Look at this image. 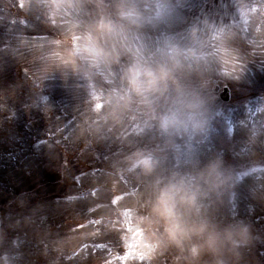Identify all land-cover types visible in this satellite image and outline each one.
Returning a JSON list of instances; mask_svg holds the SVG:
<instances>
[{"label": "rangeland", "instance_id": "rangeland-1", "mask_svg": "<svg viewBox=\"0 0 264 264\" xmlns=\"http://www.w3.org/2000/svg\"><path fill=\"white\" fill-rule=\"evenodd\" d=\"M61 2L0 0V264H186L173 248L144 258L147 240L128 232L129 210H142L151 179L124 170L137 148L153 151L165 172L219 156L231 187L208 210L249 230L229 264H264V0H173L168 20L130 30L148 58L158 59L168 37L203 53L151 106L156 117L178 111L188 124L179 133L161 131L146 105L113 115L110 94L123 86L132 53L111 75L91 77L72 55L115 0ZM215 84L228 87V103L212 93ZM202 117L208 130L193 131Z\"/></svg>", "mask_w": 264, "mask_h": 264}, {"label": "clouds", "instance_id": "clouds-1", "mask_svg": "<svg viewBox=\"0 0 264 264\" xmlns=\"http://www.w3.org/2000/svg\"><path fill=\"white\" fill-rule=\"evenodd\" d=\"M65 5L53 0V8ZM173 0H115L113 12L99 16L72 49V55L87 64L86 77L111 75L109 68L120 63L126 52L132 59L122 71L123 86L112 89L113 115L119 118L133 104L148 106L157 95L163 94L169 82L177 83V72L186 63L202 56L194 46H184L172 37L165 38L154 53L158 59L148 58L143 47L130 42L129 32L146 23L157 24L168 20L174 10ZM115 17V18H113ZM190 34L197 33L193 25ZM77 67L74 65V68ZM150 118L157 120L161 131L168 133L187 130L188 124L178 111H169ZM206 117L191 122L193 131L206 132ZM124 170L151 177L140 209H130L135 224L128 229L132 240H147L142 250L144 258L151 260L157 252L169 248L176 250L175 261L199 264L205 255L209 264H229V255L249 239L248 226L241 221L218 218L209 212L210 204H219L231 187V174L219 156L209 159L203 166L193 161L192 171L165 172L160 158L151 150L137 148L124 157ZM127 223V220H126ZM129 237H125L128 247ZM138 247V245H136ZM7 258V254H0Z\"/></svg>", "mask_w": 264, "mask_h": 264}]
</instances>
